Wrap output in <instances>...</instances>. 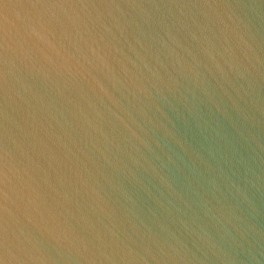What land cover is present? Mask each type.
Returning <instances> with one entry per match:
<instances>
[{"label": "water", "instance_id": "obj_1", "mask_svg": "<svg viewBox=\"0 0 264 264\" xmlns=\"http://www.w3.org/2000/svg\"><path fill=\"white\" fill-rule=\"evenodd\" d=\"M0 264H264V0H0Z\"/></svg>", "mask_w": 264, "mask_h": 264}]
</instances>
